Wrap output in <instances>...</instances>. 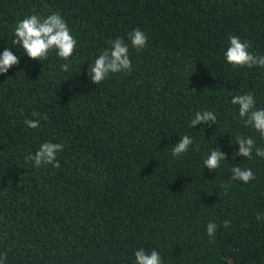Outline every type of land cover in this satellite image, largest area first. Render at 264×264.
Returning a JSON list of instances; mask_svg holds the SVG:
<instances>
[{
	"label": "trees",
	"instance_id": "obj_1",
	"mask_svg": "<svg viewBox=\"0 0 264 264\" xmlns=\"http://www.w3.org/2000/svg\"><path fill=\"white\" fill-rule=\"evenodd\" d=\"M52 12L77 40L68 72L55 52L41 62L11 44L18 21ZM135 28L148 38L140 51L127 40ZM230 35L264 55V0H0V54L8 48L20 58L0 74L6 264H134L140 248L156 249L163 264H264V219L256 220L264 158H233V138L250 136L261 148L264 139L231 103L252 92L264 108V68L228 65ZM116 38L129 43L132 71L96 85L89 64ZM205 110L216 124L189 127ZM183 135L194 144L173 158ZM47 141L65 145L60 167L35 169L25 157ZM213 147L227 160L209 172L203 160ZM232 166L251 168L255 179L229 182ZM209 221L219 226L214 240Z\"/></svg>",
	"mask_w": 264,
	"mask_h": 264
},
{
	"label": "clouds",
	"instance_id": "obj_2",
	"mask_svg": "<svg viewBox=\"0 0 264 264\" xmlns=\"http://www.w3.org/2000/svg\"><path fill=\"white\" fill-rule=\"evenodd\" d=\"M229 45L224 52V58L228 65L233 69L247 67L264 68V55H258L251 52V43L242 41L237 35L228 36ZM127 40L132 48L137 51L143 50L148 38L146 34L139 28L133 29L127 34ZM110 47L100 52L93 63L89 64L88 76L92 83L99 85L112 74L131 73L132 62L129 55V43L123 38H116L108 41ZM13 45L18 49L22 48L24 54L32 60L44 62L48 59L51 52H55L56 56L68 63L60 64L62 72H68L71 67L70 58L77 46V40L71 34V29L67 22L63 19L59 12H52L50 15L41 16L32 14L18 21L14 28ZM20 58L14 55L11 50L5 48L0 54V74L8 73L9 69L18 65ZM195 90V89H192ZM231 103L238 106V115L243 121L245 127H250L259 133L261 139H264V108H256L255 95L252 92L246 94H236L231 98ZM33 116H39V113L33 112ZM47 120V116L41 117ZM217 116L213 111H197L194 118L191 119L189 127L197 128V125L205 124L211 127L216 124ZM24 124L29 129H37L40 126L39 120L26 119ZM233 141L239 145L238 151L234 152L235 156H242L246 159H253L255 156L264 158V148L257 147L256 141L252 137L236 136ZM194 144V140L188 136L180 137L178 143L172 146L171 155L173 158L179 159L186 154L189 147ZM63 143H54L52 141L43 142L35 153H29L25 157L26 162H30L32 167L40 169L43 166L51 165L53 168L60 167L57 159L58 153L64 149ZM196 151H199V145H196ZM227 160L226 153L222 152L218 147H213L210 154L203 160V168H207L209 172H213L220 167L221 161ZM255 179L254 172L251 168L241 166H232L229 182L250 183ZM229 184H223L221 187L227 191ZM264 219V213H257V222ZM231 222L224 220L222 226L230 227ZM215 222L209 221L206 225V233L209 237L215 239L218 230ZM134 264H163V259L156 249L150 252L140 248L134 252ZM7 253H0V264H6Z\"/></svg>",
	"mask_w": 264,
	"mask_h": 264
}]
</instances>
